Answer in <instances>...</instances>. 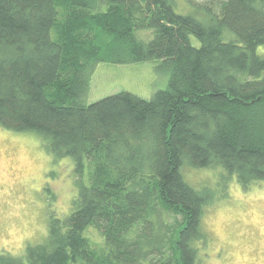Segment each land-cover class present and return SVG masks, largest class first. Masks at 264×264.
Returning <instances> with one entry per match:
<instances>
[{
  "label": "trees",
  "instance_id": "16d2710c",
  "mask_svg": "<svg viewBox=\"0 0 264 264\" xmlns=\"http://www.w3.org/2000/svg\"><path fill=\"white\" fill-rule=\"evenodd\" d=\"M177 1L0 0V125L71 157L78 189L43 242L0 264H199L214 194L183 167L264 183V0H205L199 18ZM153 60L172 74L150 99L86 103L96 63Z\"/></svg>",
  "mask_w": 264,
  "mask_h": 264
},
{
  "label": "rangeland",
  "instance_id": "374dc122",
  "mask_svg": "<svg viewBox=\"0 0 264 264\" xmlns=\"http://www.w3.org/2000/svg\"><path fill=\"white\" fill-rule=\"evenodd\" d=\"M204 2L178 0L176 10L199 18L203 16L199 4ZM257 52L264 57V45ZM171 74L161 60L98 62L85 101L122 91L150 99L168 87ZM182 172L191 186L214 194L202 218L205 242H196L199 264H264V183L256 181L245 188L222 167L186 164ZM77 191L71 157L56 158L35 131L0 125V252L22 257L28 245L43 242L49 214L68 215ZM176 218L181 216L173 214ZM88 234L98 245L103 243L95 228Z\"/></svg>",
  "mask_w": 264,
  "mask_h": 264
}]
</instances>
